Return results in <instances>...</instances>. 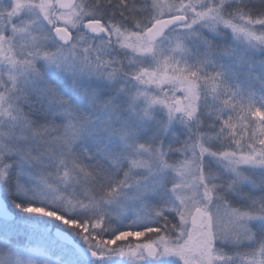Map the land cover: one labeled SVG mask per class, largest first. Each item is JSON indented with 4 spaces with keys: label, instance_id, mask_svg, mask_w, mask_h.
I'll return each instance as SVG.
<instances>
[{
    "label": "snow or ice",
    "instance_id": "obj_1",
    "mask_svg": "<svg viewBox=\"0 0 264 264\" xmlns=\"http://www.w3.org/2000/svg\"><path fill=\"white\" fill-rule=\"evenodd\" d=\"M0 264H264V0H0Z\"/></svg>",
    "mask_w": 264,
    "mask_h": 264
}]
</instances>
